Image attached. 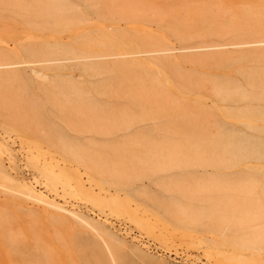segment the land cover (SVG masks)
I'll list each match as a JSON object with an SVG mask.
<instances>
[{"label":"rangeland","instance_id":"obj_1","mask_svg":"<svg viewBox=\"0 0 264 264\" xmlns=\"http://www.w3.org/2000/svg\"><path fill=\"white\" fill-rule=\"evenodd\" d=\"M142 1L0 0V49L34 46L37 60L73 67L144 50L211 59L181 71L86 69L83 79L74 72L78 82L34 87L0 80L8 142L0 141V160L9 145L18 151L13 168L0 163V264H264V56L251 53L264 50V0H149L158 6L148 10ZM132 16L145 25L102 32ZM146 31L152 48L142 43ZM249 69L258 82L246 86L250 108L233 113L220 102L203 116L217 92L234 91L213 78ZM216 122L246 134L135 133ZM24 177L40 182L42 201L23 195ZM86 233L96 239L86 242Z\"/></svg>","mask_w":264,"mask_h":264},{"label":"bare ground","instance_id":"obj_2","mask_svg":"<svg viewBox=\"0 0 264 264\" xmlns=\"http://www.w3.org/2000/svg\"><path fill=\"white\" fill-rule=\"evenodd\" d=\"M132 1L136 2L138 0H132ZM127 4H128V1H127ZM127 4L125 5V3H123V5H125L124 9L130 10V7H129L130 3L128 6L129 8L127 7V9H126ZM136 4L138 5V7L140 6L139 8L142 7V10H144V9L148 10L149 6H151V7H157L158 6L157 3L153 2V1H149V0H143L141 3H136ZM111 5H113V4H110V6ZM132 6L137 7L135 4ZM120 7H123V6H120ZM137 8L135 9V11H134V9H132L131 13H134L135 15L140 16L138 13L141 10L139 8L138 9ZM96 10H98V9H96ZM106 10L108 11V7H106ZM137 10H139V11L137 12ZM110 11H112V10H110ZM110 11H108V14H110ZM127 12H129V11H127ZM127 12H126V14H127ZM103 14H105V13H103ZM129 16H131V14ZM132 17L128 18L124 22H117V24H114V25L113 24L105 25L102 27V32L109 33V34H112L115 32H124V31L129 32L132 29L136 28L137 24L143 23L141 25H145L144 24L145 20L143 18H139V17L134 18V16H132ZM87 19L90 22H92V24L95 21V18L92 16H89ZM261 20H263V19H261ZM204 23H206V22L204 21ZM207 24H205V25H207ZM147 33H148V31L145 32L147 37H146V39H143L142 43L145 45L146 48H152L155 46L156 40L153 38L154 35L152 33H150V34H147ZM236 34H237V32H236ZM257 44H264V41H259ZM37 50H38V48H36L34 46L25 47L24 45L23 46L18 45L16 51H14L13 53L10 51L4 50V49H0V56L7 57V56L11 55V56L16 57V60L14 62H0V80L7 81V82H9V81H11V82H14V81L15 82H22V83H25V84H28V85H31L32 87H34L37 84H42V83L51 81L53 79L75 80L76 78H75L74 72H79L81 79H83L84 77H83L82 73L86 72V69H90V70L94 71L95 73L100 72L99 70H103L106 72L107 71L127 72V71H136L139 69L144 70V69L148 68L150 65L155 63V64L160 65V66H164V67H168L171 69H175L177 71L178 70L181 71V70H183V67L185 65L199 66V65H203L206 62L211 61V59L209 57H205L203 55H201L203 57H196V56L190 57V56L184 55V56H182V59H183L182 61H179V60L174 61L172 59L171 60H164L160 54H162L161 52H167L166 50H144L142 52L132 54L131 55L132 57L130 59L120 58L119 56H113V55H105V56H99L98 55V57L89 58L88 61H86V58H85V62L77 63L75 66L72 67L69 65H65L63 61H61L63 63H60V62H54V60L53 61L48 60L46 56H45L46 58L43 59L45 61L37 60L34 56L35 54L39 53ZM19 52H21V53H19ZM251 53H262L261 55L264 56V50L254 51ZM84 56H86V55H84ZM80 58H82V57L80 56ZM144 58H146V59H144ZM82 59H84V57ZM86 62H88V63H86ZM49 66L54 67V69H52L56 72V74L54 76H50V75L45 73L46 68H48ZM255 75L257 76V73ZM256 76L254 77V70L249 69V70H240V71L234 72L233 75H228L226 78H224V77L213 78V80H214L213 83L219 84L220 82H216V81H221L222 85L229 86L228 88H233L234 91L231 90V91H233V93L231 95L227 94L228 96L224 95V93H226V92H224L223 90L222 91L220 90L219 92H217L216 97H221V99H219V101L214 100L213 105H212L213 107H209V108L204 109L203 110L204 112L202 113L203 116H205L206 118L213 117L215 115V111L213 110V108L215 106H217V104L220 102L222 103V105H225L224 107H225V109H227L228 112L240 113V112H243L244 110H248L250 107L244 105V103L247 99L249 100L251 97L252 98H254V97L250 96L248 94V92L246 91L247 90L246 86L248 84V86H250L252 88L257 87L256 84L258 82H257ZM76 81L78 82L77 79H76ZM84 83H85V81H84ZM91 84H94V83L91 82ZM261 85H263V84L259 83V86H261ZM263 87H264V85L261 88H263ZM219 88L223 89L222 86L221 87L219 86ZM257 90H259V89L257 88ZM214 104H215V106H214ZM255 110H257V109H255ZM165 127L155 126V125L145 126V127L138 128L135 131V133H139V134H160V133H166V132H173V133L179 132V133L184 134V135L192 134V133H196V134L197 133H217V134H224V135H230V134H243V135H245L246 134L245 130L241 129L240 127H237L234 125L220 124L217 122L214 124H210V125H206V126H202V127H195V128L190 127L189 124L182 125L181 127H178V128H167V127L165 128ZM174 131H176V132H174ZM0 141L6 142L3 134H0ZM85 142L87 143V141H85ZM6 143H8V142H6ZM76 143H77V141H76ZM78 145H79V143H78ZM9 146H11V145H9ZM9 146L7 147L8 150L5 153V157L3 155L2 156L3 158L0 160V163L2 164V166L4 168H6L5 167L6 165L4 162L5 161L7 162V164H8L7 166H9L8 169L14 167V165L16 164L17 155H18L17 154L18 151H15V153H16V155H15L14 151L13 152L10 151ZM63 146H64V144H63ZM67 148L68 147H66V149ZM51 165H54L56 167H60L58 162L52 163ZM60 168H62V167H60ZM243 175H244V173H243ZM10 176L13 180H16V179H14L13 175H10ZM149 179H151V178L149 177ZM145 180H148V178H146ZM35 184L38 185V184H40V182H38L35 179V183H33V181H31L30 178H27V177H24L20 180V186H21V189L23 191L24 196H26L28 199H33L36 201H38V200L42 201L43 198L41 197V195L37 191V187L35 186ZM49 205L54 206L52 203H49ZM57 209L60 210L62 208L57 207ZM86 224H87L86 226L91 225L90 222H88V221ZM109 237L111 238V236H109ZM95 239H96V237L94 235H92L91 233H86V242H88V240H95ZM105 244H108L107 240H105ZM98 249H101V248L99 247ZM101 251H102V249H101ZM113 262H115V261H113Z\"/></svg>","mask_w":264,"mask_h":264}]
</instances>
